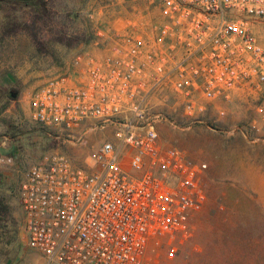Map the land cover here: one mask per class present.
<instances>
[{
  "label": "built area",
  "instance_id": "obj_1",
  "mask_svg": "<svg viewBox=\"0 0 264 264\" xmlns=\"http://www.w3.org/2000/svg\"><path fill=\"white\" fill-rule=\"evenodd\" d=\"M148 1L29 93L30 120L54 141H98L83 165L55 148L26 170L28 264H144L149 242L185 233L207 199V164L163 144L160 123L190 129L237 92L264 95V0ZM165 90L180 124L154 101Z\"/></svg>",
  "mask_w": 264,
  "mask_h": 264
},
{
  "label": "rangeland",
  "instance_id": "obj_2",
  "mask_svg": "<svg viewBox=\"0 0 264 264\" xmlns=\"http://www.w3.org/2000/svg\"><path fill=\"white\" fill-rule=\"evenodd\" d=\"M138 2L137 9L96 13L87 9L96 8L99 0H43L46 14L36 21L37 40L50 49L48 54L38 51L27 35L1 38L7 20L28 25L36 20V12L30 5L0 2V202L7 207L0 218V264H28L34 259L25 246L18 199L28 167L55 148L83 165L98 141L87 138L82 146L54 141L29 118L30 91L51 73L69 67L75 56L94 52L97 33L109 26L114 12L128 19L152 9L148 0ZM57 33H64L63 43L50 41ZM154 101L168 118L184 121L170 90ZM259 109L264 111V95L237 92L229 102L213 105L203 123L190 129L160 123L163 144L207 164V199L185 233L149 242L144 264H264V118Z\"/></svg>",
  "mask_w": 264,
  "mask_h": 264
},
{
  "label": "trees",
  "instance_id": "obj_3",
  "mask_svg": "<svg viewBox=\"0 0 264 264\" xmlns=\"http://www.w3.org/2000/svg\"><path fill=\"white\" fill-rule=\"evenodd\" d=\"M0 2H7L11 4H23L27 6H32L34 8L35 19L32 23L25 25L23 22L16 21L13 18L7 20V22L1 27V38H9V37H16L18 35H27L34 43L35 48L40 51L41 53L48 54L50 53V49L41 41L37 40L38 38V30L36 28V21L39 18L45 17L46 9L43 8V0H35L32 2H14V1H7V0H0ZM38 12H41L39 15ZM65 40L64 33H57L53 37H51L50 41L52 43H63ZM4 213H7V207L2 202H0V218L3 216Z\"/></svg>",
  "mask_w": 264,
  "mask_h": 264
},
{
  "label": "crops",
  "instance_id": "obj_4",
  "mask_svg": "<svg viewBox=\"0 0 264 264\" xmlns=\"http://www.w3.org/2000/svg\"><path fill=\"white\" fill-rule=\"evenodd\" d=\"M138 1L139 0H114V2L112 4L111 3L108 4L107 0H99V3H98L96 8L88 7L87 10H93V11H96V13L99 11L98 13H100L102 10H105L104 12H107L106 10L108 8H111L113 10H116V9L126 10V9H133V8L137 9L139 7ZM114 13L112 14L113 15L112 21L109 22V24H108L109 25L108 27L112 30L122 29V27H124L128 23V21L132 19L131 15L128 16V19H124V17L117 18ZM1 166L2 165L0 164V167ZM33 256H34V254H33Z\"/></svg>",
  "mask_w": 264,
  "mask_h": 264
},
{
  "label": "water",
  "instance_id": "obj_5",
  "mask_svg": "<svg viewBox=\"0 0 264 264\" xmlns=\"http://www.w3.org/2000/svg\"><path fill=\"white\" fill-rule=\"evenodd\" d=\"M7 1H14V2H32L35 0H7Z\"/></svg>",
  "mask_w": 264,
  "mask_h": 264
}]
</instances>
